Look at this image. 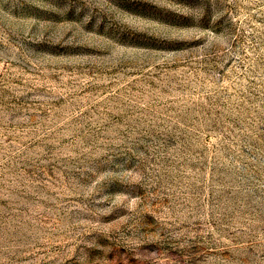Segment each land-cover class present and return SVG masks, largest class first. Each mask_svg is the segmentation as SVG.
<instances>
[{"label": "rangeland", "instance_id": "1", "mask_svg": "<svg viewBox=\"0 0 264 264\" xmlns=\"http://www.w3.org/2000/svg\"><path fill=\"white\" fill-rule=\"evenodd\" d=\"M0 264H264V0H0Z\"/></svg>", "mask_w": 264, "mask_h": 264}]
</instances>
